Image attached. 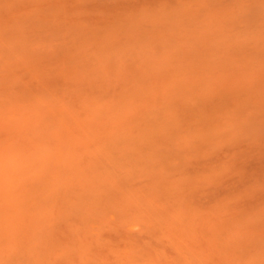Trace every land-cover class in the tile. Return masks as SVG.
Listing matches in <instances>:
<instances>
[{"label": "bare ground", "instance_id": "6f19581e", "mask_svg": "<svg viewBox=\"0 0 264 264\" xmlns=\"http://www.w3.org/2000/svg\"><path fill=\"white\" fill-rule=\"evenodd\" d=\"M217 4L221 6V9H217L218 12L212 8L218 7ZM225 6L231 11L223 8ZM245 6V3L237 0H0V264H264V150L250 156L245 154L262 147L264 143L259 145L260 142H257V146H249L259 138L253 140L249 132L243 131L244 135L241 130L240 140L244 138L245 142H249H243L248 148L233 144L229 136L225 137L229 134L227 130H233L235 127L230 131L235 132L234 125L237 122L233 121L243 120L242 117L238 119L240 113L246 114L248 109L252 108L248 113L255 114L251 116L260 118L264 115L256 112H264V101L263 104L258 103L260 97L255 99H258L257 103L253 101L254 94L260 93H255V90L261 82H257L256 89L252 88L253 92L250 91L253 102L247 104L245 100H248V97L244 98L238 92L240 95H237L236 91L240 90L234 87L232 89L236 91L231 92L236 94L231 97L234 102L228 101L229 97H224L232 90L230 87V90H227L226 86L227 89L223 88L224 86V90L220 89L221 84L230 85L227 80L230 76L225 78L227 73L218 76L222 77L221 83L220 78L216 79L218 82L214 79L208 81L209 77L212 78L211 74L218 75L217 73L225 68H230L228 64H231L232 59L243 58L244 56H235L241 50L244 52L247 48L250 51L255 49L252 51L253 55L264 52V29L254 30L258 33H252L250 45H246L244 36L241 37L242 43H238L241 40L234 37L241 50L234 49L235 47L230 48L234 50L227 49L235 45L230 43L234 40L223 39L221 43V36L218 42L209 38L214 33L210 34L212 29L208 31L207 28L218 25L216 27L221 29L228 22V26H234L236 24L233 22L235 19L232 20L233 17H239L238 21L243 22V25L250 22L247 21L249 12L245 14V11L252 8ZM261 8L263 7H259L256 12V19L264 22V19L259 18H264V8ZM214 12L222 19L218 20L216 14H211ZM202 15H208L206 17L209 19L203 20L202 17H205ZM167 21L173 26L170 27L171 24L168 25ZM183 21V24L188 25H183V31L187 32V35H183V31L180 32L179 22ZM202 24L208 25L206 29H203ZM199 25L201 30L198 31ZM261 25L260 23L259 26ZM160 27L163 28L162 34L159 33ZM229 28L231 27L227 29ZM200 31H203L202 36ZM235 32L236 30L234 35L239 31ZM204 33L209 37L204 36ZM166 34L176 35L177 40H184V43L188 44L182 45V41L170 42L165 39ZM161 36L166 41H163ZM225 37L227 40L231 38ZM190 40L195 44L198 40L199 43H206L192 46ZM165 42L170 45H165ZM162 44V47H167L162 48L163 55L160 52L156 54V47ZM179 44L190 49L196 47L198 53L203 51L202 54L195 55L200 57L193 59L197 68L191 64L193 61L190 63L193 66L188 63L189 66L185 64L186 67L178 65L181 69L180 76L174 74L178 67L173 65L172 61V49L179 50ZM153 46H156L155 49ZM220 46L226 47L229 51L225 53L229 54H225L226 50ZM258 47L259 51L256 50ZM212 49L217 51H209L210 54L214 53L217 56L215 59L219 58L214 60V64L223 59L229 60L221 62L227 63V66L216 63L219 66H215L221 67L222 71L219 68L214 69V65L208 61L213 59L214 55L206 59L208 63L205 60L203 63L201 55ZM219 51L224 53L220 54L223 58L217 55ZM230 52L234 54L232 56H235V59L228 56ZM187 53L189 51L184 54ZM192 56L194 57V54ZM245 58L248 57L243 60ZM178 60L177 63L180 64ZM190 60L192 59L187 61ZM260 61L257 64L264 65V61ZM235 62L237 63V60L233 61ZM209 63L213 68L206 66ZM250 63L253 65L255 62ZM203 64L206 68L200 67L199 71L198 66ZM233 65L228 70H232L231 73L238 71H233L238 67ZM246 65L244 66L247 67ZM261 65L255 64L251 68L260 71L264 68L263 66L259 69ZM188 67L195 68L203 78L190 75L196 70H191L190 73ZM204 68L208 72H204ZM167 69L174 73L169 71V75ZM156 70L158 74H155ZM258 71L254 73L255 78L262 77L257 75ZM197 73L196 76L199 75ZM206 73H210V76L205 78ZM250 76L253 74L245 77L251 78ZM200 78L207 79L206 83L215 84L205 85ZM197 79L202 84L197 83ZM253 80L249 82L247 79V82L252 85ZM234 81L236 82V79ZM231 93L228 94L232 95ZM259 95H263L264 100V94ZM224 98L227 101H223ZM234 98L242 101L245 99L246 107L254 103L256 109L250 106L244 108L242 101L239 102L243 106L235 105ZM221 101L226 102L229 107ZM224 108H227V111ZM230 108L233 111L229 110ZM221 109L227 114L231 112L230 115L225 118L226 114H223ZM234 110L240 112L235 114L238 115L235 119L232 115ZM219 115L223 117L218 119ZM220 124L221 128L216 127ZM227 125L233 126V129ZM214 126L215 130L209 129ZM174 129L178 131L174 133ZM203 129L210 133H201L207 132ZM219 129L224 131H218ZM214 131L222 134L218 135L219 133ZM187 133L190 135L187 136ZM168 134H174L173 139L170 140L171 136ZM219 138L227 139L219 142ZM167 139L171 142H165ZM203 139L209 140L202 143ZM173 142L176 145L170 149L169 145L174 144ZM187 144L190 146H186ZM202 146L211 150L203 151ZM191 147L192 150L189 149ZM213 149H222L225 155L214 153ZM170 150L177 151L167 153ZM235 151L245 153L239 157ZM193 152L199 154L198 157L202 155L204 162H194L195 166H191L192 163L189 164L185 160L190 159V155L194 161L199 160L197 155L194 157ZM161 154L164 158H159ZM213 154H216L213 156L214 160L211 158ZM171 157L175 160L178 158L180 165H171L169 169L165 161ZM220 157H225L224 163L228 161L231 165H224ZM234 158H241L237 162H244L243 165L235 162ZM164 159V162H160ZM157 163H163L159 164L160 171H157ZM222 167H228L229 171H226L232 172V177L236 172H241V175L236 174L235 176L239 177L229 179L223 175L226 171H222ZM135 174H138L137 180ZM119 193L121 196H118ZM130 201L131 207L127 204ZM138 203L141 207L135 208L138 210L134 213L139 211L141 215L132 211L133 215H137L132 218L130 212ZM247 207L248 212L249 207H253V212L257 211L254 215H260L259 220L257 218L250 222L248 215L243 219H248L249 223L242 222V217L237 216L238 212L235 211ZM230 213H237L233 216H236V220H241L242 226L238 225V221H233L234 218L227 216L231 215ZM142 214L154 219H145L143 217L146 216L142 217ZM138 216L142 222L145 219L146 223L151 221L153 224L146 226L142 223L145 230L142 228L132 233L126 229L130 223L125 221L139 219ZM186 216L188 219L192 218V221H186ZM225 216L237 224H232L231 228L226 227L231 222L227 217L224 218ZM222 218L227 221L224 223L226 225L222 226L228 228L225 230L231 239L228 238L241 240V243L223 240V235L219 232ZM138 219L133 221L138 224ZM133 221L131 223L134 225ZM256 224L261 225H257L256 229L262 230L251 228ZM240 229L245 233L248 231L246 235L254 231L252 236L255 237L238 236ZM244 238L247 241H244ZM250 241L254 242L250 244L252 248H248Z\"/></svg>", "mask_w": 264, "mask_h": 264}, {"label": "rangeland", "instance_id": "374dc122", "mask_svg": "<svg viewBox=\"0 0 264 264\" xmlns=\"http://www.w3.org/2000/svg\"><path fill=\"white\" fill-rule=\"evenodd\" d=\"M218 1H220V0H218ZM223 1H224V0H223ZM237 1H238V2H242V3H245L246 6H247V5L249 6V7H247V8H249V9L252 8V9L249 10V11H245V10H244V11H245V14H246L247 12L252 13L251 15H250L249 13H247V19H248L247 21L250 20V22H247V23H245V25H243V22L240 23V21H238V18H239V17L237 18V17H233L232 15H228V16H232V17H233L232 20L235 19L233 22H234V24H236V25H234V26H233V25H232V26H228V25H229L228 23H230V22H228V23H226V24H227V25H226L227 27H226V26H222L221 29L216 27V26H218V25H216V26H215V25H214V26H210V27H212V28H209V29L207 28V30L210 31V30L212 29V30H211L212 32H210V34L214 33L213 36H212V37H211V36L209 37V35L206 34V33H204V36L209 37V38L212 39V41H214V42H215V41L218 42V41H219L218 38H220V36H221V39H220V40H221V43H223L224 40H225V41L234 40V41H231L230 43H233V44H235V45H234V46H231V47L227 46V47H229V48H227V49H230V48H232V47H235L234 49L237 48L238 50H241V47L239 46L240 44H239V45L236 44V40H235V38H236L237 40H241V42H238V43H242L243 38H241V37L244 36V37H245L244 40H246V41H244V42H246V45H250V44H251V41H249V40H251V35H252V33H253V32H254V33H258V32H255L254 30H256L257 28H259V29H264V22H263V21H262V22H259V21H257V19H256L257 16H258L257 13H256L257 10H258V8L261 7V6L264 8V0H237ZM227 2H228V1H227ZM227 2H225V3H227ZM216 3H218V2H216ZM216 3H215V4H216ZM231 3L234 4V2H231ZM212 4H213V3H212ZM212 4H210V5H212ZM215 4H214V5H215ZM238 4H240V3H238ZM222 5H224V3H222ZM228 5H230V4H228ZM235 5H237V4H235ZM235 5H232V6H235ZM217 6L220 7V8H218V7H216V6H213V7H212L213 9H215L216 12H218L217 9H221V6H219V4H217ZM246 6H245V7H246ZM214 7H216V8H214ZM237 7H239V6H237ZM237 7H236V8H237ZM240 7H241V6H240ZM242 7H244V6H242ZM209 8H211V6H210ZM223 8H226V6L223 7ZM263 8H261V9H263ZM206 9H207V8H206ZM226 9H228V7H227ZM238 10H240V9H238ZM241 10H243V9H241ZM254 10H256V11H254ZM207 11H209V10H207ZM226 11H227V10H226ZM228 11H231V10L228 9ZM235 11H237V10H235ZM211 12H212V10H211ZM219 12H221V11H219ZM223 12H224V11H223ZM258 12H259V11H258ZM242 13H243V12H242ZM255 13H256V14H255ZM259 13H261V12H259ZM203 14H204V12H203ZM206 14H208V13H206ZM211 14H213L214 16H216L218 13H215V12H214V13H211ZM215 14H216V15H215ZM219 14H220V13H219ZM232 14H234V13H232ZM262 14H263V13H262ZM202 16H204V17L206 18V19H205V18L202 17V19L205 20V21H207V19H209V17H206V16H208V15H206V16H205V15H202ZM210 16H211V15H210ZM222 16H224V15H222ZM222 16H221V17H222ZM225 16H227V15H225ZM262 16H263V15H262ZM217 17L219 18L220 16L217 15ZM242 17H244V16L242 15ZM245 17H246V16H245ZM211 18H213V17H211ZM223 18H225V17H223ZM229 18H231V17H229ZM259 18H260L261 20L264 19L263 17H259ZM220 19H222V18H219L218 20H220ZM241 19H243V18H241ZM196 20H197L198 22L200 21V20H198V19H196ZM214 20H217V19H214ZM193 21H195V20H193ZM197 21H196V22H197ZM201 21H202V20H201ZM205 21H204V22H205ZM208 21L211 22L212 20H211V21L208 20ZM221 21H223V20H221ZM190 22H191V21H189L188 23L191 24ZM196 22H194V23H196ZM257 22H259V23H257ZM164 23H165V22H164ZM166 23H167L168 25L171 24L170 27L173 26V24L170 23L169 21H167ZM183 23H184V21H183V22H179V24H180V26H181V28H180L181 31H180V32H182V31L184 30V28H183L184 26H183V25H186V24H183ZM211 23H213V22H211ZM215 23H218V22H215ZM260 23L262 24L261 26H259ZM177 24H178V23H177ZM206 24H208V23H206ZM208 25H210V24H208ZM208 25L202 24V26H204L203 29H206V26H208ZM220 25H223V24L220 23ZM249 25H250L251 28H249ZM180 26H179V27H180ZM186 26H188V25H186ZM262 26H263V28H261ZM192 27H193V25H192ZM192 27H190V28H192ZM200 27H201V25H199V27H198V28H199L198 31L201 30ZM215 27H216V28H215ZM220 27H221V26H220ZM228 27H231V28L227 29ZM245 27H247V28H245ZM182 28H183V29H182ZM194 28H195V27H193V29H194ZM223 28H225V29H223ZM162 29H163V28L160 27V31H159L160 34H162V32H163ZM219 29H220V30H219ZM238 29H240V30H238ZM246 29H248V30H246ZM185 30H189V29H188V28H185ZM195 30H196V29H195ZM214 30H216V31L218 30V32H216V31H214ZM228 30H229V32H227ZM234 30H236V32H238V31H239V32H238V33L235 32L236 34L234 35V34H233V33H234ZM208 31H206V32H208ZM241 31H243V32H241ZM256 31H258V30H256ZM200 32H201V33H200V36H202V35H203V34H202L203 31H200ZM220 32H222L223 34L220 33ZM183 33L185 34V33H187V32H184V31H183L182 34H183ZM189 33H191V32H189ZM225 33H226V34H225ZM228 33H229V34H228ZM184 34H183V35H184ZM193 34H197V33L193 32ZM216 34H219V35H216ZM240 34H241V36H240ZM262 34H264V32H262ZM185 35H187V34H185ZM198 35H199V34H198ZM215 35H216V38H215ZM223 35L228 36V37H231V38H229V40H227L228 38L226 39V37L223 36ZM178 36H179V35H178ZM189 36H191V35H189ZM218 36H219V37H218ZM238 36H240V37H238ZM255 36H256V35H255ZM259 36H260V35H259ZM159 37H160V36H159ZM206 37H204V38H206ZM234 37H235V38H234ZM237 37H238V38H237ZM262 37H263V36H262ZM262 37H261V38H262ZM161 38H162L163 41L169 40L170 42H172V41H174V42L177 41V42H179V43H181V41H182V43L185 42L184 40H181V39H180V40H177V39H176V35L169 36V34H166V36H165V39H166V40H164V38H163L162 36H161ZM178 38H181V37H178ZM182 38H183V37H182ZM184 38H186L185 40L188 39L187 37H184ZM184 38H183V39H184ZM253 38H255V37H253ZM258 38H260V37H258ZM156 39H158V38H156ZM189 39H191V37H189ZM195 39H196V38H195ZM214 39H216V40H214ZM223 39H224V40H223ZM145 40H146V39H145ZM158 40H159V39H158ZM200 40H202V39H200ZM200 40H198V41H200ZM203 40H204V41H207V40H208V41H211V40H209V39H203ZM252 40H255V39H252ZM256 40H258V39H256ZM262 40L264 41V38H263ZM147 41H148V39H147ZM193 41H195V40H193ZM198 41H197V44H198V45H199V44L206 43V42L199 43ZM259 41H261V40H259ZM263 41H261V42H263ZM148 42H149V41H148ZM158 42H160V41H157V43H158ZM187 42H188V41H187ZM244 42H243V43H244ZM248 42H249V43H248ZM153 43H154V42H153ZM157 43H156V46L158 45ZM166 43H167V42H165L164 44H165V45H170V44H166ZM190 43H192L191 40H190ZM211 43H213V42H211ZM247 43H248V44H247ZM254 43H256V42H254ZM159 44H160V43H159ZM164 44L160 45L161 48H159L160 46H158V47L153 46V48L156 47V48L159 49V50H158V49H155V48H154L156 54H159V52H160V54H161L162 52H164V51H163L164 49H162V48H167V47H162V46H164ZM177 44H178V43H177ZM186 44H188V43H186ZM186 44L184 43V44H182V45H186ZM192 44H193L192 46H194L195 43H192ZM197 44H195V45H197ZM258 44H260V42H258ZM262 44H264V43H262ZM150 45H152V44H150ZM182 45H181V44H179V46L176 45V47L178 46L177 48H179V50H178V49H172L173 51L176 50V52L174 51V53H173V51H172V54L174 55V57L172 56L173 65H175V66L178 67V69L175 71L176 73H174L173 71H171V69H170V70L167 69L168 72H169V71H170V72H173V73L176 74V75L178 74V76L181 75V72H180L181 69H179V66H181V65H182L181 67H183V65H184V67H186V65H187V66H189V65H190V66H193V65H194V67L197 68V67H196V63H194V62H196V61H193V59H194V58L196 59V58L200 57V56L195 57V55L202 54V52H203V51H201V52L199 51V53H198L197 50H196V47H194L195 49H194V48L190 49L188 46L183 47ZM189 45H191V44H189ZM221 45H222V44H221ZM242 45H243V44H241V46H242ZM254 45H256V44H254ZM172 46H173V45H172ZM192 46H191V47H192ZM217 46H219V45H217ZM217 46H215V47H217ZM257 46H258V45H257ZM260 46H262V45H260ZM263 46H264V45H263ZM263 46H262V47H263ZM168 47H169V46H168ZM198 47H199V46H198ZM206 47H207V46H206ZM210 47H211V45H209V48H210ZM220 47L226 50V47H222V46H220ZM238 47H239V48H238ZM252 47H254V46H252ZM252 47H251V48H252ZM184 48H186V49H184ZM221 48H220V49H221ZM243 48L245 49V47H243ZM254 48H255V47H254ZM260 48H261V47H260ZM183 49H184V51H182ZM193 49H194V51H190V50H193ZM234 49H230V50H234ZM247 49H248L247 51H244V52H243V51L241 50V52H239V53H237V55H235V56H238V55H239L238 58H241V57H243V56H244V57H248V58H245L246 60H245V59L243 60L244 57L240 59L241 61L238 60V59L236 58L237 63H236V62L233 63V61H236V60H233V59H232V58L235 59V56H232L233 53L230 52L231 54L228 55V56H232V58L229 57L230 59H232V60L230 61L231 64H228V67H230V68H225V67H224V68L226 69V70L224 69V70H225V71H224L223 69H221V67H218V68L220 69V71L223 70L222 72H220V73H222V74H220V73H217L218 75H213V74H211V75H212V78H211V77H209V76H210L209 74L211 73V72H210L209 74L206 73V75H208V76H206V75H204V76H205V78H206V77H209V78H210V79L208 78V81H209V82L212 81L211 79H214L216 82H218L217 80H218L219 78H220L219 80L222 79V77H219V78H218V76H219V75H225V74H223L224 72L227 73V75H226L225 78H228V77L230 76V78L227 79V80L230 81V82H228V84H230V85L232 84V85H231L232 87H231L230 85H226V84H225V85H222V84H221V88H220V87H218V88L223 89V88H225V86H226L228 89H227V88H225V89L230 90V89H232V88L234 87V88L239 89L240 91H236V89H232V90H231L230 92H228V93H231L233 90H235V91H236V94H237V92H238V93H241V96H242V97H244V98H245V97H246V98L248 97V100L243 99V101H242V100H236V99L242 98V97H240V96H238L239 98H234V100H235L236 103H237V101H238V103H237V104L235 103V105H242V103L240 104L239 101L244 102V100L247 101V104H249V103H251V102H253V101H256L255 103H257V102H258V101H257L258 99H257V100H255V99H256V98H259V97H260L259 99H261V100H259L258 103L262 102L261 104H263V101H264V100H262L263 95H259V94H264V93H261V91L264 92V90H263V89H264V85H263L264 83H262V81L264 82V79H263V80L260 79V78H264V77H263V74H264V68H262L264 65H263V63H258V64H257V62H259V60L264 61V60H263L264 55H263V56L261 55V53L263 54L264 52H257V51H256L257 53L254 52V53H256V54L253 55L252 51L255 50V49H253V50H251V51L249 50V48H247ZM262 49H264V48H262ZM156 50H157V51H156ZM177 50H178V52H177ZM256 50L259 51V50H260L259 47L256 48ZM161 51H162V52H161ZM186 51H189V53L184 54V53H186ZM209 51H210V52H212V51H213V52H216L217 49H216V50H213V49H212V50H207V52L205 51L204 54H207V53H208V55H204V54L201 55V57L203 58V63H205V62L208 63V62L206 61V59L209 58V57L211 58V56L214 55V56H212L213 59H209V60H208V61H211L210 63H212V64L214 65V66H213L214 69H218L217 66H215V65H218V64H220V65H224V64H226L225 66H227V63H223V64H221V62H223V60H227V59H223V60H221V62L218 61L219 63L216 62V63H218V64H216V63L214 64V60L217 61V59H219V58L215 59V58L217 57L216 54H214V53H213V54H210ZM222 51H223V50H222ZM222 51L217 52V55L219 54V56H220V54H224L225 52H227V51H229V50L224 51V53H223ZM249 51H250V52H249ZM183 52H184V53H183ZM190 52H192V53L194 54V57L192 56L193 54L190 53ZM236 52H237V51H236ZM236 52H235V53H236ZM246 52H247V53H246ZM242 53H243V54H242ZM183 54H184V56H183ZM225 54H229V53H225ZM245 54H246V55H245ZM248 54H250L251 57L248 56ZM161 55H163V54H161ZM161 55H160V56H161ZM189 55H191V56H189ZM233 55H234V54H233ZM257 55H258V56L260 55V56H259L258 58H256ZM177 56H178V59H179V60L177 59ZM180 56H181V58H180ZM224 56H225V55H224ZM228 56L226 55V57H228ZM253 56H254V57H253ZM261 57H263V58L261 59ZM220 58H223V57L220 56ZM251 58H254V59H253L252 61L248 60V59H251ZM189 59H192V60H190V62H189V61H187V60H189ZM256 59H257V60H256ZM177 60L179 61L180 64L177 63ZM185 60H186L187 62H184ZM204 60H205V62H204ZM192 61H193V63H191ZM212 61H213V62H212ZM227 61H229V60H227ZM245 61H249V62H245ZM261 61H260V62H261ZM243 62H245V63H243ZM250 62H253V63L255 62L253 65H255V64H256V65L262 64L261 67L259 68V69L262 68V69L260 70V71H262V73H260V71H258V69H253V68H251V66H252V67H254V66L251 65L252 63H250ZM182 63H184V64H182ZM187 63H188L189 65H188ZM190 63L193 64V65H191ZM210 63H209V64H206V66L209 65L210 67H212V66H211L212 64H210ZM246 63H250V64L246 65ZM185 64H186V65H185ZM232 64H234L233 67L238 66V67H235V69H233V71L238 70V71L232 72V73H234V75L230 72V71H232V70L228 71L229 69L232 68ZM236 64H240V65H236ZM178 65H179V66H178ZM244 65H246L247 67H245ZM249 65H251V66H249ZM206 66H205V64H203V65H201V66H198V70L200 71V69H201L200 67H205V68H206ZM218 66H219V65H218ZM241 66H243V67H241ZM213 67H212V68H213ZM191 68H193V67H191ZM195 68H193L194 70H193V69H190V67H188L187 69H189L190 71H188V72L191 73L192 71L194 72V71L196 70ZM205 68H204V69H205ZM208 68H209V67H208ZM239 68H240V70H239ZM247 68H249V69H247ZM255 68H257V67H255ZM204 69H202V70H204ZM214 69H213V70H214ZM246 69H247V70H246ZM157 70H158V69H157ZM157 70L155 71V74H158V71H159V70H158V71H157ZM164 70H166V68H165ZM191 70H192V71H191ZM206 70H207V69H205L204 72H208V71H206ZM243 70H244V71H243ZM251 70H252V71H251ZM217 71H219V70H217ZM227 71H228V72H227ZM241 71H242V72H241ZM257 71H258V74H257V75L260 74L262 77H259V76H257V77H259V78H255V77H254V76H256V74H254V73H257ZM163 72H164V71H163ZM165 72H167V71H165ZM168 72H167V73H168ZM170 72H169V75H171ZM184 72H185V71H183V73H184ZM197 72H198V71L196 70L195 73H191V74L189 73V74L192 75V76H194L195 78H198L199 76H201V78H203V75H201V74H199V72H198V73H197ZM213 72H216V71H213ZM243 72H244L245 74H246V72H248V73L245 75ZM196 73L199 74V75L196 76ZM238 73H239V74H238ZM241 73H242V74H241ZM159 74H160V71H159ZM184 74L186 75L187 73H184ZM193 74H195V75H193ZM202 74H203V73H202ZM215 74H216V73H215ZM231 74H232V75H231ZM249 74H250V75L253 74V76H250L251 78H249V77H248V78L245 77V76H247V75L249 76ZM228 75H229V76H228ZM239 75L241 76V78H240ZM215 76H216V78H213V77H215ZM236 76H237V77H236ZM231 77H232V78H231ZM252 77H253V79H255V80H253ZM201 78H200V80H201L202 82H204V83L207 82V79H201ZM223 78H224V77H223ZM233 78H234V79H233ZM242 78H244V79H246V80H244V79H242ZM216 79H217V80H216ZM232 79H233V80H232ZM235 79H236V82L234 81ZM241 79H242V80H241ZM247 79H248L249 82H251V81L253 80V84H254V85L252 84L253 87H252V85H250L251 83H248V82H247ZM257 79H258V80H257ZM200 80L197 79V81H199V82H197V83L202 84ZM203 80H204V81H203ZM223 80H225V79H223ZM231 80L233 81V83H232ZM238 80H239V81H238ZM205 81H206V82H205ZM221 82H222V80L219 81V83H221ZM224 82H226V81H224ZM234 82H235V83H234ZM238 82H241V83L239 84ZM244 82H245V83H244ZM257 82H258V83L261 82V83L258 84ZM213 83L215 84V82H213ZM213 83H211V84H213ZM226 83H227V82H226ZM255 83H256V84H255ZM211 84L206 83L205 85H211ZM214 84H213V86H214ZM235 84H238V85H235ZM241 84H242L243 86H242ZM244 84H245V85H244ZM246 84H248V85H246ZM257 84H258V86H257ZM219 85H220V84H219ZM202 86H203V85H202ZM222 86H224V87L222 88ZM235 86H236V87H235ZM246 86H248V87H246ZM255 86H257V89H256ZM216 87H217V86H216ZM229 87H230V89H229ZM260 87H263V88H260ZM242 88H243V90H245V88H249V89H248V90L246 89L245 91H243ZM252 88H253V89H256V90H255V93H256V92H257V93L260 92V93L257 94V95L254 94V95H255V96H254L255 98L253 97V99H254L253 101H252V95H250V94H251L250 91L253 92V89H252ZM223 90H224V89H223ZM258 90H259V91H258ZM225 91H226V90H225ZM242 91L244 92V94L242 93ZM226 92H227V91H226ZM245 92H246V93L249 92L248 94H249L250 96H249L248 94L245 95V94H246ZM228 93H227V96H224V97H225V98L229 97L230 99H229L228 101H231V100H232L231 97H232V96H235L236 94H235V93H234V94L231 93L232 95H229ZM237 95H240V94H237ZM243 95H244V96H243ZM236 97H237V96H236ZM225 98H224L223 101H227V99H225ZM249 99H250L251 101H249ZM221 102H222V101H221ZM231 102H234V101H231ZM222 103H225L226 105H228L226 102H222ZM225 104H223V105H225ZM231 105H232V104H231ZM253 105H254V103H253L252 105H248V106H250V107H254V108H255V106H253ZM256 105H258V104H256ZM242 106H243V105H242ZM248 106L246 107V102H244V108H249ZM262 106L264 107V105H262ZM219 107H220V106H219ZM228 107H229V105H228ZM233 107H235V106L233 105ZM257 107H258V106H257ZM235 108H236V107H235ZM235 108H233V109H235ZM242 108H243V107H242ZM224 109L227 111V108H224ZM237 109L241 110V108H237ZM255 109H256V108H255ZM225 110L222 111V109H221V111L224 112L223 114H226V115L224 116V117L226 118V117H228L227 115H228V114L230 115L231 112H228V114H227ZM229 110H231V108H230ZM249 110H253V109H252V108H249L248 111L246 112V114H245V113H240V112H238V113H240L238 119H240V118L242 117L243 120H242V119H240V120L243 121V122H241L240 120H235V121H233V122H237V123H239V124H240V123L243 124V125H242V124L239 125V124L236 123L237 125H236V124L234 125V126H236V130H235L236 134H235V132H234V133L230 132V131H233V130L235 129V127H234V129H233V126H231V125H233L232 122L227 121L228 123L230 122V124H231V125H227V126L231 127L230 129H233V130H227V131H229V134L225 135V137L229 136L230 139L232 140L233 144H237V145L239 144V145L242 146L243 148L246 147V146H244L245 143H249V142H245V141H244V140H245L244 138H242V139L240 140V138L242 137V136H241L242 134H240V130H241V132H243V131L246 132V133L249 132V134L251 135V137L248 136V134H246V136L250 137V138L253 139V140H255V139H257V138L260 139L261 137H264V120H263V119H264V115H261L260 118H258V117H253V116H251V115H252V114H255V113L249 114V113H248V112H250ZM231 111H233V110H231ZM234 111H235V112H233V114H232V115H234V116H233V119H235V118L238 117V115H235V114L237 113V110H234ZM243 111H245V110H243ZM255 111H256V110H255ZM258 111H262V110H258ZM258 111H256L258 114H264V112H263V113H260V112H258ZM252 112H254V111H252ZM238 113H237V114H238ZM243 114H244V115H243ZM247 114H249V116H247ZM236 116H237V117H236ZM243 116H245V118H244ZM256 116H259V115H256ZM218 117H219L218 119H220V117H223V116L219 115ZM231 117H232V116H231ZM252 117H253L254 119H253ZM247 118L250 119V120H249L250 122L248 121ZM218 119H216L215 122H217ZM233 119L229 118V120H233ZM252 119L254 120L253 122H252ZM255 119H256V120H255ZM221 120H222V119H221ZM226 120H227V119H226ZM246 120H247V121H246ZM222 121H223V120H222ZM257 121H260V122H257ZM261 121H262V122H261ZM220 123H221V122H220ZM224 123H225V122H224ZM228 123H225V124H228ZM213 124H214V123H213ZM210 125H212V124H210ZM215 125H216V123H215ZM221 125H222V124H220V125H218V126H216V127L221 128V127H222ZM223 126H225V125H223ZM216 127L214 126L213 129H212V127H210V128L207 127V129L209 128V129H211V130H215ZM240 127H242V128H240ZM225 128H227V127H225ZM178 129H179V128H178ZM207 129H203V130H205V131H207V132H201V133H204V134H205V133H206V134H207V133H210ZM227 129H229V128H227ZM242 129H243V130H242ZM179 130H182V129H179ZM192 130H193V129H192ZM203 130H202V131H203ZM177 131H178L177 129H176V131H175V129H174L173 132L176 133ZM218 131H224V129H222V130L219 129ZM218 131H214V132H218ZM237 131H239V132H237ZM180 132H182V131H180ZM180 132H178V133H180ZM191 132H194V131H191ZM244 132H243V134H244ZM201 133H200V134H201ZM211 133H212V132H211ZM218 133H219L218 135H221V134H222V133H220V132H218ZM231 133H232V134H231ZM251 133H252V134H251ZM168 135L171 136L170 134H168ZM168 135H167V136H168ZM175 135H176V134H175ZM183 135H184V134H183ZM186 135L189 136L190 134L187 133ZM192 135H194V134H192ZM233 135H235V137H234ZM244 135H245V134H244ZM256 135H257V136H256ZM173 136H174V134L171 136L170 140L173 139V138H172ZM181 136H182V135H181ZM203 136H205V135H203ZM203 136H201V137L203 138ZM209 136H210V135H209ZM211 136H212V135H211ZM231 136H233V137H231ZM246 136H244V137L247 139ZM177 137L179 138V135H177ZM196 137H198V136H196ZM196 137H195V138H196ZM205 137H207V136H205ZM217 137H218V136H217ZM217 137H215V138H217ZM220 137H224V136H220ZM186 138H187V137H186ZM250 138H248V139H250ZM254 138H255V139H254ZM210 139H212V138H210ZM219 139H220V138H219ZM224 139H227V138H223V139L221 138L219 142L223 141ZM228 139H229V138H228ZM251 139H250V140H251ZM259 139L255 140V141H253V142L250 141V143L252 142V144H250L249 146H251V145H252V146H255L257 142H260V143H258L259 145L262 144V142L264 143V138H263V139H260V140H259ZM188 140H189V139H188ZM192 140H193V139H192ZM194 140H196V139H194ZM204 140L207 141V140H209V139H207V140H206V139H203V140H202V143H205ZM213 140H214V139H213ZM217 140H218V139H217ZM236 140H237V141H236ZM261 140H262V141H261ZM167 141H169V139L165 140V142H167ZM174 141H176V140H174ZM181 141H183V140L181 139ZM181 141H179V142H181ZM211 141H212V140H211ZM214 141H216V140H214ZM224 141H226V140H224ZM234 141H235V142H234ZM169 142H171V141H169ZM199 142H201V141H199ZM219 142H218L217 144H219ZM243 142H245V143H243ZM173 143H174V142H173ZM185 143H188V142H185ZM227 143H229V142H227ZM166 144H167V143H166ZM166 144H165V145H166ZM170 144H171V143H170ZM182 144H184V143L182 142ZM215 144H216V143H214L213 146H215ZM165 145H164V146H165ZM173 145L175 146L176 143L169 145V146H171V148H170L169 146H167L168 149H169V148L172 149V148L174 147ZM192 145H193V144H192ZM239 145H238V146H239ZM186 146H190V145L187 144ZM199 146H200V145H199ZM217 146H218V145H217ZM230 146H232V144H230ZM249 146H248V147H249ZM256 146H257V145H256ZM261 146H262V145H261ZM263 146H264V144H263ZM263 146H262V147H259V148L255 147V148H257V149L252 148V149H254V150H253V151L251 150L250 153H245V152H244V153L250 156V154L258 153L260 150H264V147H263ZM178 147H180V146H178ZM181 147H183V146H181ZM194 147H196V146H194ZM203 147H204V146H202L201 148H203ZM208 147H210V146H208ZM233 147H235V145H234ZM248 147H246V148H248ZM160 148H161V147H160ZM192 148H193V147H191V148H189V149L192 150ZM197 148H199V147H197ZM210 148H212V147H210ZM213 148H215V147H213ZM219 148H220V147H219ZM221 148L223 149V148H225V147H221ZM226 148H227V147H226ZM238 148H240V147H238ZM165 149H166V148H165ZM175 149H177V148H175ZM203 149H204V148H203ZM222 149H220L221 151L218 150V149H216V150L213 149V150L215 151L214 153H218V154H220V155H222V154L225 155V154L223 153V150H222ZM158 150H159V149H158ZM194 150H197V149H194ZM199 150H200V149H199ZM201 150H202V149H201ZM209 150H211V149H209ZM209 150H207V146H205V149H204L203 151H209ZM225 150H226V149H224V151H225ZM227 150H228V149H227ZM233 150H234V149H233ZM233 150H232V151H233ZM235 150H236V149H235ZM237 150H238V149H237ZM240 150H242V149H240ZM244 150H245V149H244ZM172 151H173V152H172ZM172 151H171V150H170V151H167V153H170V152L174 153V151H177V150H172ZM182 151H184V150H182ZM216 151H217V152H216ZM228 151H230V150H228ZM196 152H198V151H196ZM212 152H213V151H212ZM235 152L237 153L236 155H238L239 157H241V156L244 154V153L242 154L241 151H238V152L235 151ZM158 153H159V152H158ZM162 153H163V152H162ZM180 153H182V152L180 151ZM193 153H194V152H193ZM198 153H200V152H198ZM189 154H190V153H189ZM194 154H195L194 157H196L197 153H194ZM165 155H166V154H165ZM179 155H181V154H179ZM184 155H185V154H184ZM198 155H199V154H198ZM198 155H197V157H198ZM208 155H210V152H208ZM229 155H230V154H229ZM229 155H226V156L228 157ZM247 155H245V157H246ZM166 156H168V155H166ZM181 156H183V155H181ZM201 156H202V155H200V156L198 157L199 160H196V161H194L192 155H190V159H188V160L185 159V160H186L189 164L192 163L191 166H195V165H193L194 162H196V163L204 162L203 159L201 158ZM203 156H205V155H203ZM213 156L215 157L216 154L211 155V158H213V160H214V157H213ZM232 156H234V155H232ZM238 156H237V157H238ZM251 156H253V155H251ZM160 157H163V158H164V156H163L162 154L159 155V158H160ZM174 157H175V156H174ZM184 157H185V156H183V158H184ZM234 157H236V156H234ZM245 157H244V158H245ZM247 157H248V156H247ZM185 158H186V157H185ZM187 158H189V157H187ZM220 158H222L221 161H222V163H223L224 165H225V163H228V161H226V162L224 163V160H223V159H224L225 157H220ZM161 159H162V158H161ZM209 159H210V158H209ZM217 159H219V156H217ZM217 159H215V160H217ZM230 159L233 160L232 158H230ZM230 159H229V161H231ZM239 159H241V158H239ZM239 159H236V160H235V158H234L235 162H237ZM246 159H247V158H246ZM178 160H179L178 158H177V160H175L174 158L171 157V158H169V159L166 158V161H165V159H164V160H161L160 162H162V161L164 162V161H165V162H166V166H167V167L169 166L168 168L170 169V168H171V165H177V164L180 165V164H179L180 161H178ZM243 160H244V159H243ZM157 161H158V160H157ZM183 161H184V160H183ZM240 161H242V160H240ZM176 162H177V163H176ZM235 162H233V163L235 164ZM233 163H232V164H233ZM237 163H240L241 165H243L242 163H244V162H242V163H241V162H237ZM159 164H160V163H157V171H160ZM162 164H163V163H162ZM162 164H160V165H162ZM186 164H187V163H186ZM223 164H222V165H223ZM228 164L231 165L230 163H228ZM178 165H177V166H178ZM229 165H228V167H231V166H229ZM237 165H238V164H237ZM164 166H165V165H164ZM166 166H165V167H166ZM167 167H166V168H167ZM173 167H175V166H173ZM228 167H227V168H224V169H223V167H222L221 169H222V171H223V170H225V171H226V170L229 171ZM237 167L239 168L240 166L238 165ZM175 168H178V167H175ZM175 168H173V169H175ZM162 169H163V168H162ZM178 169H179V168H178ZM163 170L165 171V170H167V169H163ZM175 170H177V169H175ZM179 170H180V169H179ZM179 170H178V171H179ZM232 170H234V169H232ZM173 171H174V170H173ZM227 171L225 172V174H223V173H222V174H223L224 176L226 175V177L229 178V179H231V178H237V177H239V175H241V172H236V174H239V175H238V176H235V175H236V174H235V175H233L234 177H232V175L230 174V173H232V172H227ZM230 171H231V170H230ZM239 171H240V170H239ZM168 172H169V171H168ZM174 172H176V171H174ZM174 172H173L172 174H174ZM166 173H167V172H164V174H166ZM167 174H168V173H167ZM177 174H180V173H177ZM177 174H175V175H177ZM170 177H171V176H170ZM173 177H174V176H173ZM176 177H178V176H176ZM176 177H174V178H176ZM138 178H139V177H138V174H135V179L137 180ZM229 179H228V180H229ZM118 196H121V194L119 193ZM133 200H135V199H133ZM136 201H138V200H136ZM139 202L141 203V201H139ZM130 203H131V201L128 202L127 204L130 205ZM140 203H138V206H136V205L134 204L136 207H132L133 210H131V212H130L131 215H133V213H134L136 210H138V209H135V208H140V207H141V206H140ZM131 206H132V205H130L129 207H131ZM168 206H169V205H168ZM249 208H250L249 212H248V207H247V208H241V209L239 208V209H237V211H235V212H238V215H237V216L240 215V216L242 217V222H244V223H247V222H248L247 220L249 219V217H250V220H249L250 222H252L253 219H257V218H258V220H259L260 215H259V217H256V216L254 215V213H256L257 211H256V212H253V211H254V209H252L253 207H249ZM128 209H130V208H128ZM134 209H135V210H134ZM132 211H133V213H132ZM230 211H232V210H230ZM127 213H129V212H127ZM137 213L139 214V211H137ZM137 213H134V214H137ZM227 213H228V212H227ZM151 214H152V213H151ZM225 214H226V213H225ZM228 214H229V213H228ZM230 214H231V213H230ZM235 214H237V213H235ZM235 214H231V215H227V216H231V218H234L235 220H233V221H238V219L236 220V218H235L236 216H235V217L233 216V215H235ZM256 214H257V213H256ZM139 215H141V214H139ZM153 215H154V214H153ZM248 215H249V216H248ZM125 216H127V215H125ZM128 216H130V214H129ZM134 216H137V215H133L132 218H135ZM143 216H146V217H143ZM149 216H152V215H149ZM227 216H225L224 218H226ZM247 216H248V219H245V220H244L243 218H245V217H247ZM119 217H120V216H119ZM138 217H139V216H138ZM142 217L145 218V219H147L148 215H146V214H142ZM148 218L151 219V217H148ZM224 218H222L223 223H221V225L219 226V232L221 233V236L223 235L222 237L224 238V239H223V238H221V239H223V240L228 239V241H230V242H238V243H241V242H239V241H241V240H238V239H236V240H238V241H234L235 238H232V240H230V239H231L230 234L225 230V229H228V228H224L225 226H222V225H226V224H224V223H227V221H226V222L224 221ZM227 218H228V217H227ZM227 218H226V219H227ZM231 218H230V219H229V218L227 219V220H229V222H231V224L228 222L229 224H227L226 227L228 226L229 228H231V225H232V224H237V222H232V221H230V220H232ZM129 219H130V218H129ZM137 219H138V218L133 219V220H137ZM145 219L143 220L144 222H142V219L139 217V219H138V224H139L141 227H139V225L136 224L137 221H135V222H136V223H135L132 219H131V222L133 221L134 225H133L131 222H127V221H125L126 223H130V224H127L126 229H127L128 231L132 232V233H134L135 231H140V229H142V228L145 230V225H146V224H148V225H152L153 222H151V221H152L154 218H152L151 221H150L149 223H146L147 221H146ZM126 220H128V219H126ZM185 220H186V221L190 220V222H191V221H192V218L188 219L187 216H186V217H185ZM222 220H221V221H222ZM239 220H240V219H239ZM258 220H256V223L258 222ZM260 220H262V219H260ZM139 221H140V222H139ZM240 221H241V220H240ZM240 221H238V223H239L238 225L242 226V222H240ZM253 222H255V221H253ZM261 222H262V221H261ZM142 223H145V225H143ZM248 223H249V222H248ZM186 224H187V223H186ZM261 224H263V223H261ZM248 225H249V224H248ZM257 225L261 226L260 224H256V225H254V226H256V227H254V226L252 227V226H251V228H255V229H256V228H257ZM263 225H264V224H263ZM263 225H262V226H263ZM131 226H132V227L134 226V227L131 228ZM146 226H147V225H146ZM243 226H244V225H243ZM150 227H151V226H150ZM238 227H239V226H238ZM263 227H264V226H263ZM135 228H136V229H135ZM146 228H147V227H146ZM244 228L247 229L245 226H244ZM249 228H250V227H249ZM133 230H134V231H133ZM248 230H249V229H248ZM256 230H258V229H256ZM260 230H262V228H260ZM260 230H258V231H260ZM263 230H264V229H263ZM230 231H231V230H230ZM230 231H229V232H230ZM236 231H238V229H236ZM239 231H240V233L237 234L238 236H240V235H245V237H247V238H248V237H251L252 234H253L252 232H254V231H252V232L249 233V235H246V233H248V231H246V233H245L244 231H241V229H240ZM230 233H234V231H232V232H230ZM261 233H263V232H261ZM254 235H255V234H254ZM263 235H264V234H263ZM232 236H235V235H232ZM228 237H229L230 239H229ZM241 237H242V236H241ZM241 237H240V238H241ZM254 237H255V236H254ZM254 237L252 236V238H254ZM245 239H246V238H244V241H247V240H245ZM257 240H259V239H257ZM257 240H253V241H256V242H257ZM242 243H243V242H242ZM253 243H254V242H252V241L248 242V245H249L248 248H252V247H250V246H251L250 244H253ZM255 244H257V243H255ZM244 248H246V247H244ZM244 248H242V249H244ZM242 249H241V251H242ZM246 250H247V249H246ZM246 250H244V251L246 252ZM245 252H243V253H245ZM239 254H240V253H239ZM240 255L243 256V254H240ZM246 255H247V254H246ZM251 255H252V253H251ZM247 258H248V257H247ZM258 258H259V257H258ZM258 258H257V259H258ZM241 259H243V258H241ZM249 259H250V258H249ZM249 259H247V260H249ZM257 259H256V260H257ZM243 260H245V259H243ZM252 260H254V259H252ZM260 264H261V263H260Z\"/></svg>", "mask_w": 264, "mask_h": 264}]
</instances>
